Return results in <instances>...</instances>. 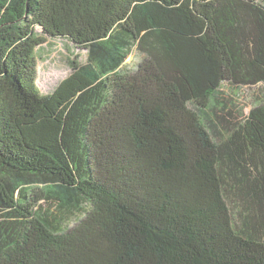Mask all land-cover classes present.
I'll use <instances>...</instances> for the list:
<instances>
[{"label": "trees", "instance_id": "obj_1", "mask_svg": "<svg viewBox=\"0 0 264 264\" xmlns=\"http://www.w3.org/2000/svg\"><path fill=\"white\" fill-rule=\"evenodd\" d=\"M77 1L0 0V264H264V0ZM35 27L91 56L48 95Z\"/></svg>", "mask_w": 264, "mask_h": 264}, {"label": "rangeland", "instance_id": "obj_2", "mask_svg": "<svg viewBox=\"0 0 264 264\" xmlns=\"http://www.w3.org/2000/svg\"><path fill=\"white\" fill-rule=\"evenodd\" d=\"M108 13L112 19L118 17H131L136 12V0H107ZM103 0H78L72 7L68 16L71 21H80L89 18L99 11ZM38 36H43L44 42L35 50L36 78L35 84L42 95L51 94L59 83L80 66L90 63V53L83 45H78L69 37H48L41 33V29L34 28ZM142 60V55L133 47L123 65V69L133 70ZM231 91L228 87H222V97L235 106V111H240L244 116L258 100H264V83L255 86H236ZM46 208L43 202L39 204ZM78 213V212H75ZM67 214L65 218L75 216ZM76 218H72L70 227L74 225Z\"/></svg>", "mask_w": 264, "mask_h": 264}]
</instances>
